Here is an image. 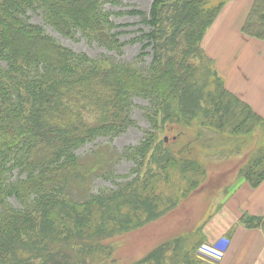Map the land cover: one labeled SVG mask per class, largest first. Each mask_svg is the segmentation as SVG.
Listing matches in <instances>:
<instances>
[{
  "label": "trees",
  "instance_id": "1",
  "mask_svg": "<svg viewBox=\"0 0 264 264\" xmlns=\"http://www.w3.org/2000/svg\"><path fill=\"white\" fill-rule=\"evenodd\" d=\"M108 2L121 4L0 0V264H116L111 239L176 208L207 177L196 157L180 154L192 142L164 145L160 130L179 124L194 126L198 137L215 131L248 138L264 128V117L226 87L204 48L225 0H152L148 11L106 10ZM38 10L43 23L29 20ZM125 12L141 16L148 29L123 42L116 29L127 24L113 16ZM46 26L119 54L139 42L142 52L121 63L90 57ZM243 31L264 38V0H254ZM136 108L150 129L138 143L115 149L114 140L137 125ZM99 140L107 142L87 149ZM152 150L155 168L147 160ZM124 161L133 163L128 173L117 169ZM177 172L176 188L161 189V176ZM237 177L253 188L264 181L263 145ZM96 178L116 187L95 193ZM240 222L264 231V215L244 213ZM202 227L131 264H218L222 255L209 260L199 252L210 245Z\"/></svg>",
  "mask_w": 264,
  "mask_h": 264
},
{
  "label": "rangeland",
  "instance_id": "2",
  "mask_svg": "<svg viewBox=\"0 0 264 264\" xmlns=\"http://www.w3.org/2000/svg\"><path fill=\"white\" fill-rule=\"evenodd\" d=\"M213 3H218L220 0H211ZM152 0H121V4L112 5L105 4L106 10H122L128 11L131 9H141L148 11L151 7ZM41 9V8H40ZM29 20L35 23H43L42 11H30ZM115 16V17H114ZM113 20L116 23H126L124 27L116 29V31H124L120 34L121 41L125 42L127 39L139 37L142 32L141 28L148 29L142 22V17L135 14L123 13L122 15H114ZM48 34L54 36L58 41L73 47L76 50L87 53L90 57H109L116 63L129 60L134 56L140 55L142 52L141 44H127L122 49V54L119 51L108 50L97 43H90L85 38L78 36L76 39L65 38L52 27L46 26ZM148 51H151L149 49ZM207 54V52H206ZM208 55V54H207ZM139 58V57H138ZM151 55L142 56L141 65L150 63ZM131 61V60H130ZM140 102L147 104L145 101ZM134 117L137 119V125L130 128L126 133L117 137L112 146L115 149H123L130 144H136L142 139L146 130L150 129V124L143 115L140 108L133 111ZM183 134H182V133ZM180 139L179 146L188 144L191 141V148L185 150L183 153H189L196 157L207 170V177L204 182L198 187V191L192 193L187 199L181 202L176 208L167 211L164 215L150 223L125 232L119 237H115L109 241L114 245V258L117 260L116 264H131L144 258L150 251H152L159 244L165 241L173 240L181 235L193 234L201 231L205 232L209 239V234L214 221L221 220L225 217L224 207L228 203L237 200V191L246 183L242 178H238V171L243 166L252 154L259 148L264 146V128L258 126L254 133L250 136L233 137L228 133L206 131L202 136L198 137L197 130L194 126H184L179 124L167 125L166 129L160 130L158 133L157 142H162L164 145H172L173 141ZM107 142L106 140H99L93 145H89L87 149H95L100 143ZM91 144V143H90ZM175 148V146H174ZM84 151V150H81ZM80 151V152H81ZM156 154H148L147 160L152 161L151 157ZM153 167L155 168L154 160ZM133 163L124 161L117 169L121 173H128ZM179 172L174 173L169 179L165 175L161 176V189L171 187V192L176 188L179 181L174 179ZM224 175L223 180L217 179ZM131 179V178H130ZM177 179V178H176ZM124 180L121 179V181ZM94 192H98L102 187L115 188L111 181L96 178ZM169 190V189H168ZM228 190V192H226ZM242 203V201H238ZM245 212L242 213V215ZM241 215V216H242ZM210 229V230H209ZM226 237V236H225ZM223 237V238H225ZM219 241V240H218ZM209 244L205 243L200 247L199 252L209 260L219 258L222 254L218 249L225 250L226 247L218 243H213L209 240Z\"/></svg>",
  "mask_w": 264,
  "mask_h": 264
},
{
  "label": "crops",
  "instance_id": "3",
  "mask_svg": "<svg viewBox=\"0 0 264 264\" xmlns=\"http://www.w3.org/2000/svg\"><path fill=\"white\" fill-rule=\"evenodd\" d=\"M253 2L225 0L203 44L226 87L264 117V38L243 31ZM236 194L237 200L224 207L225 217L211 224L209 240L213 244L225 236L230 240L218 264H264V231L240 222L243 212L264 215V181L257 188L246 182Z\"/></svg>",
  "mask_w": 264,
  "mask_h": 264
},
{
  "label": "bare ground",
  "instance_id": "4",
  "mask_svg": "<svg viewBox=\"0 0 264 264\" xmlns=\"http://www.w3.org/2000/svg\"><path fill=\"white\" fill-rule=\"evenodd\" d=\"M219 241H220V242H227V244L230 242V240H227L226 237H225V238L222 237L221 239H219ZM219 241H218V242H219ZM218 242H217V243H218ZM219 244H222V243H219Z\"/></svg>",
  "mask_w": 264,
  "mask_h": 264
},
{
  "label": "built area",
  "instance_id": "5",
  "mask_svg": "<svg viewBox=\"0 0 264 264\" xmlns=\"http://www.w3.org/2000/svg\"><path fill=\"white\" fill-rule=\"evenodd\" d=\"M218 250H221V249H218Z\"/></svg>",
  "mask_w": 264,
  "mask_h": 264
}]
</instances>
